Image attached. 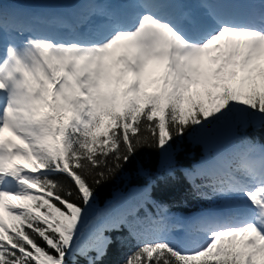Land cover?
I'll use <instances>...</instances> for the list:
<instances>
[{
    "label": "snow or ice",
    "instance_id": "6c2138e0",
    "mask_svg": "<svg viewBox=\"0 0 264 264\" xmlns=\"http://www.w3.org/2000/svg\"><path fill=\"white\" fill-rule=\"evenodd\" d=\"M75 23L98 34H41L0 0V264H99L125 227L123 264H264V146L247 137L183 170L226 204L194 220L190 246L132 199L82 235L141 148L167 157L186 135L264 126V0H89Z\"/></svg>",
    "mask_w": 264,
    "mask_h": 264
},
{
    "label": "trees",
    "instance_id": "16d2710c",
    "mask_svg": "<svg viewBox=\"0 0 264 264\" xmlns=\"http://www.w3.org/2000/svg\"><path fill=\"white\" fill-rule=\"evenodd\" d=\"M2 1L14 2L15 0ZM18 1H26L37 8L38 5L45 0ZM152 89L153 86L148 87L147 83L146 90L151 91ZM227 127V125L218 126L208 136L203 137L214 138L216 132L226 130ZM261 128L262 129L252 128L250 124L244 127L237 126L236 134L238 137L235 139L247 137L254 144L264 146V126L261 125ZM197 137L198 135H186L171 142L172 146L170 152L172 156H176L175 168L191 171L195 163L199 162L202 157H204L201 148L194 146ZM235 139L231 140V143H233ZM162 156L163 155L157 149L148 147L141 148L130 164L125 165V168L120 173L97 189L96 201L99 212L105 211L109 207H119L120 205L118 202L113 203L115 197L118 193L126 192L133 193L135 196L126 197L125 199H132L137 202V205L146 202L149 205L150 214L153 216H165L166 211L172 216H180L187 210L195 208L200 203L204 206V203L209 200L197 198H194V200L190 199L191 183L188 181V178L186 179L183 177L184 172H181V170H178L175 173L177 176L173 178L161 179V183L163 181H168V179H174L173 181L164 182V184H161L159 188L153 191H144L153 172L161 169ZM203 188L204 187H201L200 189ZM156 208L159 209V212L155 211ZM95 229L96 227L92 230V234ZM92 234L88 235L84 240H88ZM105 235L112 239V243L108 246L107 253L101 258L99 264H123L126 254L135 247V240L131 238L127 228H121L119 231H107ZM89 255L95 256V252L89 253ZM77 260L79 264H86L84 257L78 256Z\"/></svg>",
    "mask_w": 264,
    "mask_h": 264
},
{
    "label": "rangeland",
    "instance_id": "374dc122",
    "mask_svg": "<svg viewBox=\"0 0 264 264\" xmlns=\"http://www.w3.org/2000/svg\"><path fill=\"white\" fill-rule=\"evenodd\" d=\"M150 72H153L152 69H149ZM151 74V73H150ZM147 78V77H146ZM149 78H147L146 80H148ZM170 153L168 154L167 157L163 156L162 159L163 160H170ZM96 210L95 212H93L91 215H90V219L89 221L84 225L83 229H82V235H83V238H86V236L89 234V232L97 227V223L95 222V217L97 216V214L99 213V210H98V205L96 203Z\"/></svg>",
    "mask_w": 264,
    "mask_h": 264
}]
</instances>
